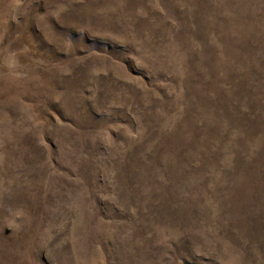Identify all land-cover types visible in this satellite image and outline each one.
Returning a JSON list of instances; mask_svg holds the SVG:
<instances>
[{
  "label": "rangeland",
  "instance_id": "374dc122",
  "mask_svg": "<svg viewBox=\"0 0 264 264\" xmlns=\"http://www.w3.org/2000/svg\"><path fill=\"white\" fill-rule=\"evenodd\" d=\"M0 264H264V0H0Z\"/></svg>",
  "mask_w": 264,
  "mask_h": 264
}]
</instances>
